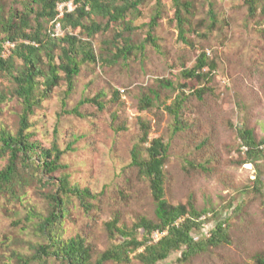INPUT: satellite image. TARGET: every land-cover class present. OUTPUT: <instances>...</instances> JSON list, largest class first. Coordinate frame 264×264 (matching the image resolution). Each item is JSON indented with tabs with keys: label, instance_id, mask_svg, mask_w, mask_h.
Masks as SVG:
<instances>
[{
	"label": "rangeland",
	"instance_id": "1",
	"mask_svg": "<svg viewBox=\"0 0 264 264\" xmlns=\"http://www.w3.org/2000/svg\"><path fill=\"white\" fill-rule=\"evenodd\" d=\"M191 1L192 14L185 12L191 18L185 43L179 36L173 0H144L140 15L128 14L126 21L132 30L124 33L138 48L114 65L107 60L122 44L114 36L124 25L90 38L83 29L67 30L92 43L97 61L81 64L71 92L62 79L30 116V140L43 148L55 145L64 151L62 167L47 174L34 163L18 162L13 187L0 191L3 261L16 264L17 255L31 258L38 244L45 243L39 224L50 211V194L65 177L72 186L89 188L94 194L88 199L90 210L82 207L78 198H67L62 228L65 238L85 239L93 264L123 240L120 235H109L107 222L119 218V226L131 228L141 216L157 221L150 181L132 164L135 149L147 157L149 143L142 142L144 122L149 125L150 138L160 136L169 145L164 184L168 202L191 201L198 211L218 212V219L233 212L229 243L210 247L186 262L180 261V252H173L158 264H256L254 257L264 253V159L257 165L243 164L244 154L238 148L239 129L252 130L256 141L264 139V17L250 18L247 0ZM210 1L215 18L210 16ZM0 5L6 13L19 6L13 0H0ZM158 11L156 48L145 38ZM52 24L47 21L46 27ZM203 51L216 64L210 90L200 97L195 92L202 85L188 84L177 124L167 107L182 91L183 69L193 67ZM60 53L58 49L56 54ZM15 63L19 69L21 60ZM160 80L172 82L173 87L160 84ZM16 87L10 75L0 78L4 97L0 100V133L16 134L19 129L22 103ZM100 93L103 109L97 102L85 101ZM144 97L151 98L147 107L142 104ZM9 157V153L0 152V171ZM258 175L263 183L260 192L254 184ZM218 219L210 220L195 237L208 234ZM30 264L62 262L51 256L45 261L33 259ZM103 264L143 263L133 258L130 263Z\"/></svg>",
	"mask_w": 264,
	"mask_h": 264
},
{
	"label": "trees",
	"instance_id": "2",
	"mask_svg": "<svg viewBox=\"0 0 264 264\" xmlns=\"http://www.w3.org/2000/svg\"><path fill=\"white\" fill-rule=\"evenodd\" d=\"M71 0H13L18 8L5 12L0 5V78L4 74L10 75L17 87L15 93L22 103L19 129L16 134L7 131L0 133V152L9 153L8 164L0 171V191L13 187L18 176V162L23 164L34 163L47 174L54 173L62 167L61 156L64 151L57 146L51 148L40 147L38 142L31 141L29 129L30 116L34 114L35 107L50 91L59 85L62 79L67 82V92L74 88L75 76L80 72L81 64L97 61V57L90 41L71 34L68 29H83L88 38L98 33H105L117 24L124 25L122 30L114 36L120 41L121 46L116 47L108 64L114 65L119 59H127L138 47L132 44L130 37L124 36L126 31H131L132 26L127 20L129 13H139L144 0H73L76 7L72 11H65L62 16L57 11L58 3ZM176 6L175 18L179 28L180 39L188 43L186 33L191 30L193 8L191 0H173ZM250 18L261 14L264 17V0H247ZM210 16L215 18L213 2H209ZM185 12L187 15H185ZM98 18L104 20L99 21ZM160 18L159 11L151 18L149 30L145 41L159 48L154 31ZM52 21V27L47 28L46 22ZM66 31L60 34L56 30ZM212 24L215 25L214 20ZM196 31V30H195ZM14 43L10 48L9 56L6 55L5 44ZM143 45L139 49H143ZM60 49L61 53L56 54ZM80 57V58H79ZM45 58V61H44ZM16 59L21 60V67H16ZM57 59L59 62L57 63ZM216 64L210 61L207 52L203 51L196 59L195 65L182 71L183 82L180 83L182 91L174 103L167 107L179 124V111L185 99V88L189 83L200 84L196 94L210 90L209 84ZM63 72L65 77L60 74ZM160 84L173 87V83L160 80ZM103 93L92 100L97 102L99 108L103 106L99 98ZM4 99L0 93V100ZM142 104L147 107L151 98L144 97ZM142 142H148L147 157L143 158L140 152L133 151L132 164L139 169L142 177L149 179L151 193L156 205L155 214L157 221L141 216L131 228L119 226V218H114L106 223L109 235L114 238L123 237L122 242L104 251L96 264L107 261L130 263L133 258L143 264H158L165 261L173 252H180V261L186 262L210 247L229 243L230 220L233 216L218 219L220 214L214 210H196L191 201L186 204H170L165 196V164L168 157L169 145L162 137L149 136V125H142ZM239 150L244 154L243 164L257 165L264 159V139L256 141L253 131L239 129ZM245 147V149H242ZM255 188L261 191V176L254 180ZM76 197L86 210H90L88 199L94 197L89 188L72 186L67 177L60 179L57 191L50 194L51 207L48 215L39 224V231L45 239L44 244H38L35 254L30 257L17 255L16 264H30L33 259L45 261L51 256L61 261L62 264H93L92 253L85 239L81 236L65 238L63 235V219L67 216V198ZM218 219L215 226L208 234L195 237L196 232L205 230L208 222ZM159 234L156 239L155 234ZM133 255V256H132ZM256 264H264V253L257 254ZM0 264H11L0 258Z\"/></svg>",
	"mask_w": 264,
	"mask_h": 264
},
{
	"label": "built area",
	"instance_id": "3",
	"mask_svg": "<svg viewBox=\"0 0 264 264\" xmlns=\"http://www.w3.org/2000/svg\"><path fill=\"white\" fill-rule=\"evenodd\" d=\"M76 7V4H74V1L71 0L69 2H62V3H58L57 5V11L59 12V15L62 16L64 14L65 11H72L74 8ZM56 30L59 33L60 30V24H57L56 26ZM14 43L12 42H7L5 44V49H6V54L7 51H10V48L14 47ZM226 79H224V83H226ZM242 149H245V147H242ZM159 237V234H155V238L157 239Z\"/></svg>",
	"mask_w": 264,
	"mask_h": 264
}]
</instances>
